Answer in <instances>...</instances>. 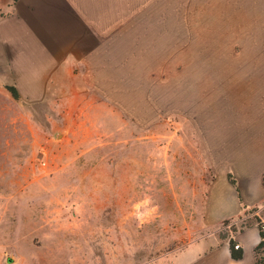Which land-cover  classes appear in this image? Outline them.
Instances as JSON below:
<instances>
[{
	"label": "rangeland",
	"instance_id": "obj_1",
	"mask_svg": "<svg viewBox=\"0 0 264 264\" xmlns=\"http://www.w3.org/2000/svg\"><path fill=\"white\" fill-rule=\"evenodd\" d=\"M116 10L98 66L0 100V264H178L264 220V0Z\"/></svg>",
	"mask_w": 264,
	"mask_h": 264
},
{
	"label": "crops",
	"instance_id": "obj_2",
	"mask_svg": "<svg viewBox=\"0 0 264 264\" xmlns=\"http://www.w3.org/2000/svg\"><path fill=\"white\" fill-rule=\"evenodd\" d=\"M116 12V0H0V100L28 115L60 85L80 79L77 72L98 66L117 32ZM236 239L240 259L224 242L187 252L178 264H255L264 240L259 225L245 226Z\"/></svg>",
	"mask_w": 264,
	"mask_h": 264
},
{
	"label": "trees",
	"instance_id": "obj_3",
	"mask_svg": "<svg viewBox=\"0 0 264 264\" xmlns=\"http://www.w3.org/2000/svg\"><path fill=\"white\" fill-rule=\"evenodd\" d=\"M263 247H264V242L262 241V242H260V243L256 246V248H255V250H254V254H255V264H264V263H262V261L258 260V258H257L258 251H259L261 248H263ZM232 257H233L234 259H240V258H241V253H240V252L232 253Z\"/></svg>",
	"mask_w": 264,
	"mask_h": 264
},
{
	"label": "built area",
	"instance_id": "obj_4",
	"mask_svg": "<svg viewBox=\"0 0 264 264\" xmlns=\"http://www.w3.org/2000/svg\"><path fill=\"white\" fill-rule=\"evenodd\" d=\"M259 230H260V233H261L262 238L264 239V220L261 221V223L259 225ZM234 249L235 250L239 249V245H235L234 246Z\"/></svg>",
	"mask_w": 264,
	"mask_h": 264
}]
</instances>
